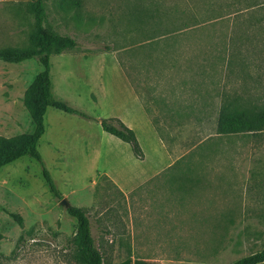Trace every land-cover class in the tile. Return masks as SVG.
<instances>
[{"label":"rangeland","instance_id":"374dc122","mask_svg":"<svg viewBox=\"0 0 264 264\" xmlns=\"http://www.w3.org/2000/svg\"><path fill=\"white\" fill-rule=\"evenodd\" d=\"M35 1L0 3V54H30L15 61L0 58V137L32 130L23 98L41 71L33 53ZM40 1L43 26L77 43L74 49L50 57L53 96L89 118L47 108L37 149L62 198L86 211L104 264H131L127 255L132 240L136 255L184 254L186 264H231L260 252L264 248V0ZM175 59H205L220 65L221 79L207 102L212 106L222 99V107L232 103L253 111L262 126L255 133L228 136L216 130L192 137L184 159L151 181L156 187L169 186L179 201L166 213L158 211L153 196H148L143 200L144 217H136L134 195L128 196V211L124 197L102 188L101 176L110 175L128 186L135 176L150 175L165 158L176 155L172 150L178 139H162L157 126L147 121L153 106L144 92L137 91L138 76L146 75L142 70L164 75L160 68ZM111 118L129 124L144 163L137 162L130 144L102 130L100 121ZM247 141L254 142L253 158L246 153L238 156L248 150ZM97 180L95 188L89 187ZM215 189L231 192L235 199L231 226L207 227L198 219V208L214 206L208 199ZM59 202L44 182L41 164L31 157L0 168V264H79L73 258L76 221ZM11 214L19 216L21 224ZM186 214L190 219L185 220ZM173 222L193 225L158 226Z\"/></svg>","mask_w":264,"mask_h":264},{"label":"crops","instance_id":"0c3cea01","mask_svg":"<svg viewBox=\"0 0 264 264\" xmlns=\"http://www.w3.org/2000/svg\"><path fill=\"white\" fill-rule=\"evenodd\" d=\"M12 1L17 0H0V3ZM167 65L168 64H165L164 67L160 68L163 69V72L165 73L164 75H154L152 71L146 73L142 70L141 73L146 75L138 76V83L139 81L140 83L137 91L141 95L142 92H144L146 96H142L153 106L152 110L154 114H152L151 117H148L147 121L152 126H157L158 131H160V133L162 132V139H170L171 141L178 139L174 143L172 150V152L176 153V155L172 158H165L164 164L159 166L155 172L151 173L152 175L135 176L127 183L128 186L121 185L118 180L117 181L119 183L110 177V175L103 174L101 176L105 179L104 186L102 188H108L109 190L124 197L128 211V196L134 195V206L137 213L136 217H144L143 213H141L146 207L144 206L145 203L143 200L148 196H153L154 202L159 206L157 209L158 211L161 210L166 213L169 211L171 205L179 201V199L173 197L176 192L172 191L169 186L161 187L158 185L156 187L151 181L156 177L164 175L165 172L172 169L178 162L184 159L182 156L185 152H187L185 151V148L191 142L192 137L197 135L201 137L202 135L200 132L217 130L218 124L215 121L222 109V99L221 101L219 100V103L214 102L212 105L213 107L211 106V102H207L209 97L214 98L216 92L213 91V85L214 83H218L221 79L222 71L220 65L213 61L209 62L205 59L193 60V62L190 59H175L172 61V64L168 65L170 68L166 70L168 67ZM215 65L218 69H215ZM193 68H195L194 71ZM124 75L127 79H129L128 75L125 73ZM139 100L141 101V99ZM147 109L151 110L150 107ZM195 116H202V118H196ZM215 117L217 118L215 119ZM121 122L130 129L128 123L124 121ZM211 124L212 127L209 126ZM226 135L230 136L233 134ZM246 143L248 145V150L239 151L238 156L240 153H243V156L246 153L247 158H253L254 142L247 141ZM236 144L240 145L239 143ZM167 150L169 149L167 148ZM144 161L145 155L142 153V158L138 159L137 162L142 164ZM98 181L99 180L91 182L89 187L95 188ZM215 195L217 198H214ZM231 195V192L223 189H215L210 192L208 201L213 203L214 206L206 208L202 207L201 209L198 208V219L205 222L204 225L207 227L233 225L231 222L233 218L231 216L233 214L232 204L235 199L230 197ZM216 201H219L221 204H216ZM188 219L190 218L186 214L185 220ZM157 225L158 224L156 223V226ZM192 225L193 224H176L173 222L172 224H159L158 226L169 228L174 226ZM109 242L111 243V240ZM134 248L135 244L132 240L130 253L127 255L131 264H186L189 262L183 260L184 254L176 256L173 253H157L153 256H144L141 254L136 255L137 250L135 251Z\"/></svg>","mask_w":264,"mask_h":264},{"label":"trees","instance_id":"16d2710c","mask_svg":"<svg viewBox=\"0 0 264 264\" xmlns=\"http://www.w3.org/2000/svg\"><path fill=\"white\" fill-rule=\"evenodd\" d=\"M34 12L36 31L33 35V46L37 55V61L41 71L35 81L26 91L23 103L32 120V130L30 133L6 138L0 137V168L11 164L21 157L29 156L39 162L42 166V175L49 192L58 200L62 195L57 189L50 173L43 165L41 155L37 149L38 142L45 132L44 115L47 108L51 107L70 115H78L89 118L85 113L71 107L65 101L56 99L52 93V83L50 79V57L60 55L65 50L74 49L77 46L72 38L60 36L46 29L44 23V10L40 0L32 4ZM27 52L13 54L5 52L0 54V58L11 61L29 57ZM254 112H246L237 109L229 103L222 107L218 120L217 131L220 134H239L243 132L260 131L262 120L254 116ZM101 128L106 133L118 138L122 142L131 145L136 158H142V152L137 142L134 132L126 127L119 119L111 118L100 121ZM67 214L76 221V248L73 255L74 260L79 264H104L103 256L96 246V242L91 233V223L86 211L83 208L69 206L66 208ZM19 224L21 218L11 214ZM231 264H264V248L257 253L238 259Z\"/></svg>","mask_w":264,"mask_h":264},{"label":"water","instance_id":"95a60500","mask_svg":"<svg viewBox=\"0 0 264 264\" xmlns=\"http://www.w3.org/2000/svg\"><path fill=\"white\" fill-rule=\"evenodd\" d=\"M60 206L64 207V208H68L69 207V202L67 201L66 198H62L59 202Z\"/></svg>","mask_w":264,"mask_h":264}]
</instances>
